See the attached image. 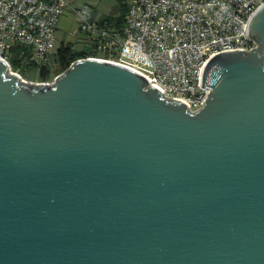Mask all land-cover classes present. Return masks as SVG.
<instances>
[{
  "label": "water",
  "instance_id": "95a60500",
  "mask_svg": "<svg viewBox=\"0 0 264 264\" xmlns=\"http://www.w3.org/2000/svg\"><path fill=\"white\" fill-rule=\"evenodd\" d=\"M245 36L194 113L117 63L0 59V264H264V3Z\"/></svg>",
  "mask_w": 264,
  "mask_h": 264
},
{
  "label": "built area",
  "instance_id": "2783aa9c",
  "mask_svg": "<svg viewBox=\"0 0 264 264\" xmlns=\"http://www.w3.org/2000/svg\"><path fill=\"white\" fill-rule=\"evenodd\" d=\"M263 3L127 0L125 21L117 28L67 0H0V59L25 82L53 84L65 71L48 81L29 80L26 74L47 65L61 44L75 46L65 39L58 44L57 37L62 19L71 11L78 28L76 43L89 51L72 63L90 58L130 68L150 80V88L162 90L166 99L187 102L194 113L213 90L201 86L206 61L223 50L256 47L245 31L250 15Z\"/></svg>",
  "mask_w": 264,
  "mask_h": 264
},
{
  "label": "trees",
  "instance_id": "16d2710c",
  "mask_svg": "<svg viewBox=\"0 0 264 264\" xmlns=\"http://www.w3.org/2000/svg\"><path fill=\"white\" fill-rule=\"evenodd\" d=\"M120 5L117 7L116 13L106 16L100 20L107 21L110 26L114 25L119 28L125 21L127 14V0H119ZM89 54L87 49H78L73 44H61L50 56L47 65L41 67H33L26 76L37 77L36 81H48L53 77L66 71L72 62Z\"/></svg>",
  "mask_w": 264,
  "mask_h": 264
},
{
  "label": "rangeland",
  "instance_id": "374dc122",
  "mask_svg": "<svg viewBox=\"0 0 264 264\" xmlns=\"http://www.w3.org/2000/svg\"><path fill=\"white\" fill-rule=\"evenodd\" d=\"M68 3L74 8H88L90 13L94 17L101 19L106 16H111L116 13L117 7L120 5L119 0H67ZM77 25L74 21V16L72 12L69 11L68 18L61 21V30L58 32V44L62 39L65 41H70L75 43V47L78 49L84 48V44L76 43L78 42L76 38ZM57 44V46H58ZM27 77V76H26ZM29 80H38L37 77L28 76Z\"/></svg>",
  "mask_w": 264,
  "mask_h": 264
},
{
  "label": "flooded vegetation",
  "instance_id": "af4514ba",
  "mask_svg": "<svg viewBox=\"0 0 264 264\" xmlns=\"http://www.w3.org/2000/svg\"><path fill=\"white\" fill-rule=\"evenodd\" d=\"M261 46H262V44L259 42V50L261 49ZM259 50H258V51H259ZM256 52H257V51H256Z\"/></svg>",
  "mask_w": 264,
  "mask_h": 264
},
{
  "label": "crops",
  "instance_id": "0c3cea01",
  "mask_svg": "<svg viewBox=\"0 0 264 264\" xmlns=\"http://www.w3.org/2000/svg\"><path fill=\"white\" fill-rule=\"evenodd\" d=\"M69 4H70V3H69ZM66 18H68V14H67L63 19H66ZM63 19H62V20H63Z\"/></svg>",
  "mask_w": 264,
  "mask_h": 264
}]
</instances>
